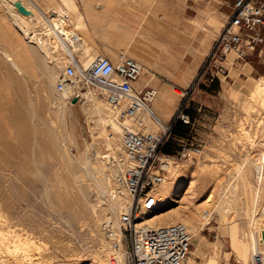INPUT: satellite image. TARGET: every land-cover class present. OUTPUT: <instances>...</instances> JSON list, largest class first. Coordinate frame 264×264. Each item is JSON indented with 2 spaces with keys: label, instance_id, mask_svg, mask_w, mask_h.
<instances>
[{
  "label": "rangeland",
  "instance_id": "1",
  "mask_svg": "<svg viewBox=\"0 0 264 264\" xmlns=\"http://www.w3.org/2000/svg\"><path fill=\"white\" fill-rule=\"evenodd\" d=\"M84 1L85 4L100 6L104 13L109 14L117 8L119 14H124L128 0ZM35 2L46 11L68 10L73 23L81 31L84 45L90 48L87 57L81 58L83 64L91 56L107 55L117 60L121 53H126L142 61L151 73H157L150 74L147 79L153 78L159 95L168 100V106L162 111L173 118L182 108L191 117V122L181 127L184 140L175 141V152L182 145L202 149L200 155L187 158L178 154L175 162L172 160L166 181L159 188L161 199L158 205L161 210L167 206L172 210L170 214L189 212L199 207L198 218L202 223L205 219L200 212L206 211L205 208L212 209L210 222L200 224L199 236H193L189 257L193 256L192 251L196 250L198 243L204 253L194 257L200 264H204L211 255L216 258V264L246 263L233 252L229 231L235 225L247 227L250 215L246 217L233 211L223 218L215 210V203L208 205L205 201L211 196L217 202L222 195L231 197L235 207L240 209L238 211L249 205L256 210V218L264 214V104L253 95L256 83L264 81V68L260 67L259 73L245 72L238 78L224 77L216 69L213 73L208 70L195 89L183 94L192 85L187 80L182 82L187 76L171 80L154 65L163 62V58L170 54L184 60V69L199 65L209 53L208 36L213 31V22L208 27L198 23L192 38L186 36L184 43L172 46L161 40L169 39L168 29H159L161 36L156 42H150L149 37L141 41L139 37L142 38L144 32L141 28L125 27V22L117 19L101 17L98 18L100 27H89L77 0ZM6 9L0 0V125L8 119L15 106L19 107L24 102L29 105L32 99L34 107H40L42 111L39 113L41 117H28L31 124H37L28 146H24L21 137L13 135L15 132L10 126L0 133V264H109L110 243L106 233L111 227L110 221L118 226L120 212L113 213L109 221L93 213L92 206L103 205L110 201L109 198H114L113 169L122 159L119 133L111 147L107 144L106 134L96 129L92 108L94 103L100 102L98 97L88 99L86 96L84 101L76 104L72 101L58 103V94L44 87L39 63L41 51L26 42L25 35L17 29ZM33 9L39 19L35 6ZM27 20L33 24L29 17ZM219 29L217 26L216 32ZM6 53L18 60L16 62L25 71L23 75L16 72L14 64L4 56ZM230 58L234 59L235 55ZM56 68L57 79L61 64L58 63ZM166 82L170 84L167 96L158 86ZM101 102L112 119L111 111L104 101ZM157 114L164 121L162 112ZM111 127L106 123L107 135L112 133ZM111 148L116 159L109 155ZM86 163L89 167L85 168L90 174L83 167ZM257 166H263L261 174ZM118 171L121 173V169ZM242 176L248 177L246 188ZM95 178H105L106 192L97 190ZM235 185L238 186L236 190L233 188ZM179 188L181 190L176 196L167 197L166 190L173 194ZM98 213L101 214L100 209ZM166 217L169 219V215ZM255 236L259 241L261 234L258 229H255Z\"/></svg>",
  "mask_w": 264,
  "mask_h": 264
},
{
  "label": "built area",
  "instance_id": "2",
  "mask_svg": "<svg viewBox=\"0 0 264 264\" xmlns=\"http://www.w3.org/2000/svg\"><path fill=\"white\" fill-rule=\"evenodd\" d=\"M40 18L32 20L31 36L34 41L54 45L53 56L61 64L57 77V90L71 103L90 97L105 102L112 114V121L121 128L119 133L122 153V170L119 188L129 197V203L120 213L118 226L107 230L110 243L109 264H185L193 245V235L184 222L177 221L160 226H150L144 216L152 213L160 202V186L166 181V161L176 155H200L199 146H180L184 138L173 134L178 121L191 122L182 108L165 123L151 108L159 95L154 86H140L143 65L135 58L121 53L117 60L107 55H97L85 66L75 49L83 41L80 29L73 23L68 11H46L36 8ZM264 52V0H236L234 11L218 34L206 63L192 82L195 89L206 71L227 72L224 63L245 60L253 52ZM149 111L146 122L140 114ZM153 127H156L154 129ZM117 133V134H118ZM112 135V133H110ZM170 146L172 153L162 149ZM177 153V154H176ZM175 162V161H174ZM113 189L112 196H116ZM212 214H209L211 220ZM208 221V223L210 222ZM207 223V224H208ZM258 250L246 263L264 264V247L259 238ZM262 247V249L260 248Z\"/></svg>",
  "mask_w": 264,
  "mask_h": 264
},
{
  "label": "bare ground",
  "instance_id": "3",
  "mask_svg": "<svg viewBox=\"0 0 264 264\" xmlns=\"http://www.w3.org/2000/svg\"><path fill=\"white\" fill-rule=\"evenodd\" d=\"M28 1L29 2L27 3L25 0H2V2L5 3V6H7L6 10H8V13L11 16V19L13 20V22L18 27L17 29L20 30L25 35V39H27L26 42L30 46H32L34 48H37V49H39L41 51L42 56L39 57V60H40L39 63L41 65L42 75L44 76V87H48V88H50V91H52V93L58 94L57 98H59V102H58V99H57V102L59 104L67 103L68 102L67 97L64 94L60 93L57 90V87H56V81H57V79H56V74H57L56 65L58 64V62H57L56 58H54V56H53L54 45H51V44H49L47 42H44V41H34V39L31 36L32 25L27 20V17H29L30 19L34 18L35 14H34L33 7L35 6V8H37L38 4H37V2H35V0H28ZM21 6H24L27 9V12L20 11L19 8ZM15 43H17V42H15ZM75 49H76V51L78 52V54H79V56L81 58L82 57H87V55L90 52L89 46L84 45V40L82 42H79L75 46ZM30 53H32V52H30ZM4 56L6 57L7 60L12 62V64H14V66L16 67V70H17L16 72L18 74L23 75L25 73L24 69L16 62L18 60L15 61L11 57V55L8 54V53H6ZM93 59H94V56H91L88 60H86V63L84 65L85 66L89 65L90 62ZM25 61L27 62V60H25ZM20 64L22 65V63H20ZM40 81H41V79H40ZM8 93H9V91H8ZM253 95L255 97H257L261 101V103L263 102V104H264V81L262 83H260V82L258 84L256 83V85H255V87L253 89ZM85 96H87L88 99H90V98L92 99V97H90L88 94H85ZM30 99H32V98H30ZM19 100H20V98H19ZM101 101L102 100H100V102L97 103V104L94 103L93 104L94 108H92L93 109L92 112L95 114V116H93L95 118V126H96V129H99L100 133L106 134L107 144L109 146L113 147V141L116 140V136H117L116 134L118 132H120L121 128H120V126L118 124H116L115 122H112V119L110 118V114H108V112L106 111V109L104 107V104H102ZM10 104H8V105H10ZM154 104H160V108L164 109L165 107L168 106V100H166V98H163L162 95L160 94L156 98ZM6 108L7 107H5V109ZM151 110L154 113L157 114V112H156V110H155V108L153 106H152ZM41 111H42V108L39 107L38 109H36L34 107L33 99L30 100V104L29 105L27 103L25 104V102H24L19 107L15 106L12 109V112H11L10 116L8 117V119L3 120V123L1 122L2 125H0V133H4L5 132V127L6 126H10L13 129V131L15 132V134H13V135H17V136L21 137L24 146H28L29 139L31 138L32 134L36 131L34 125H37V124H31L30 121L28 120V117H30L32 119H34L36 117H41L40 114H39ZM140 116L146 122H148L151 119V115H150L149 111L142 112L140 114ZM157 116H158V114H157ZM39 119H41V118H39ZM43 121L44 120H42V122ZM109 121H110V123H108ZM32 122L35 123L34 121H32ZM106 123L112 125V127H111L112 135L110 133L107 135V133H106V129H107L106 128ZM153 128L156 129V127H153ZM38 129H39V127H38ZM35 140H36V138H35ZM11 148H13V147H11ZM111 149H112V152H110L109 155H110L111 158L116 159L117 156H116L113 148H111ZM97 155H100V154H97ZM87 159H90V158H87ZM88 163H90V162H88ZM166 163H167V168L170 169L172 167V163H173L172 159H168L166 161ZM91 166H92V164H91ZM122 166L123 165H122V159H121V160L118 161L117 166L114 167V169H113L114 170L113 171L114 172V176H113L114 180H111V183L114 182V186H112V187H113V189L114 188L116 189V193H117L116 196L114 198H109L107 196L110 199V201L108 203H105V204L103 203V205L99 204V205H93L92 206V212L93 213H95L98 217L108 218L109 221H110V219L113 218V216H112L113 213H119V212L121 213L126 208L127 204L129 203L128 195L124 192V190L118 189L119 188V177H120V174H121V173H119L118 170L119 169L122 170ZM83 167L85 168V167H89V166H87V163H86V166H83ZM262 167L261 166H257V170H258L259 174L262 173ZM85 169L88 171V168H85ZM88 172H89V174L91 173L90 171H88ZM95 175H94V177H95ZM101 177H103V176H101ZM241 178H242L243 186L246 188L247 184L249 183L248 177L247 176H242ZM95 185H96V188H97L98 191H104V192L107 191L105 178H97ZM81 188L83 189L82 186H81ZM233 188H235V190H236V189H238V186L235 185ZM231 189H232V187H231ZM180 190H181V188H179L175 192H172L173 194H171L168 190H166L165 192L168 193L167 197H170V196H176L177 193ZM110 191H112V190H110ZM165 192H164V194H165ZM237 192H238V190H237ZM63 194H64V192H63ZM231 196H232V194H231ZM256 200L257 199L255 198V201ZM205 202L208 205H211V204L215 203V210L217 211L218 215L223 217V218L226 217L227 214H229V212L233 213V211H234L235 214L237 212L238 213L240 212L241 215L246 216V217L250 215L247 227H240L238 225H235V226L231 227V229L229 231L230 232V236H231V244H232V248H233L232 250H233V252H235L237 254V256H238V258L240 260H242L244 262H248L250 260L251 256L253 255V253L258 250V243L259 242H258V240H257V238L255 236V229H258L260 231V234H261L260 239L262 240V244H263V247H264V222H263L264 221V214H261L260 217L256 218V214H254L256 212V210L252 209L249 205H248V207L243 208L241 211H238L240 209H237L236 208L237 206L235 207L232 198L231 197L230 198L229 197H224L222 195H220V199L217 202H214L213 198L211 196ZM167 203H168V200H167V202H164L165 205ZM251 204H252V202H251ZM97 207H99V208H97ZM99 209L101 211V214L98 213ZM203 210L200 212L201 213V217L203 216L204 219H205V222L203 221V223L200 222V220L198 218V213L200 211L199 207L194 208L193 210H191L189 212L178 211L176 214L174 213L175 214L174 215L173 213L170 214L172 210H169L167 208V206H166V208H163L161 210L160 206L158 205L152 213H150L148 215H145L144 218H145V221L150 224V226H160V225L170 224L172 222H177V221L184 222L189 227L192 235L198 237L200 229H201L200 224L202 225V224L208 223V221L210 220V217H208V215L211 214V210L212 209L210 210V209H206L205 208L206 211H203ZM109 214H110V216H109ZM166 215H169V219L171 218V220H169L166 217ZM240 217H242V216H240ZM231 218H232V216H231ZM116 222H117V220H116ZM110 225H111V227L116 228V223L115 222L110 221ZM15 235H14V238H16ZM0 237H2V236H0ZM196 245H197L196 246V250L192 251L193 256L188 257L187 261L185 262V264H200L198 261H196L194 256H196L197 254H202L204 252H203L200 244L197 243ZM25 253H26V251H25ZM105 260H107V259L105 258ZM31 261H32V259H31ZM31 261H29V263ZM25 262H27V261H25ZM122 264H125V262L123 261ZM204 264H216V258L213 255H211L210 257L205 259Z\"/></svg>",
  "mask_w": 264,
  "mask_h": 264
},
{
  "label": "crops",
  "instance_id": "4",
  "mask_svg": "<svg viewBox=\"0 0 264 264\" xmlns=\"http://www.w3.org/2000/svg\"><path fill=\"white\" fill-rule=\"evenodd\" d=\"M77 1L84 21L89 27H100L101 24L98 23V18L101 17L110 20L117 19L124 21L125 27L131 29L141 28L144 32L141 35L142 38L139 37V39L142 41L144 37H149L150 42L158 41L159 36H161L158 33L159 29H168L169 39L161 40L167 41L172 46L184 43L186 36L192 38L191 34H196L198 23L208 27L210 22H213L214 25L211 26L213 31L208 36L210 37L209 53L218 34L233 13L236 3V0H128L123 11L124 14H119L117 8L111 11L112 14H110L111 12L108 14L104 13L100 6L85 4L84 0ZM60 6L64 8L61 3ZM64 10L68 11L67 9ZM216 23L220 28L218 32H216ZM163 37L164 35H162ZM192 42H195L194 39ZM175 48L180 51L178 46H175ZM209 53L199 65L195 64L188 69L183 68L184 60L180 56L173 54L164 57L163 62L161 61L162 63L156 62L154 66L158 67L162 74L168 76L171 80H177L178 76H187L188 78L182 79V82L190 81L192 83L202 66L206 63ZM229 60V62L224 63L228 68L227 72H222L224 77L238 78L244 76L245 72L259 73L258 69L260 67L264 68V52H253L245 60H233L229 56ZM140 62L143 64L145 71L139 78V85L142 87L156 85L153 78H147L150 74L156 75L157 73H151L148 67L142 61ZM169 85V82L158 84L160 91L165 96L168 95ZM152 106L157 112H162L165 122L171 119L172 115L163 112L160 104L153 103Z\"/></svg>",
  "mask_w": 264,
  "mask_h": 264
},
{
  "label": "trees",
  "instance_id": "5",
  "mask_svg": "<svg viewBox=\"0 0 264 264\" xmlns=\"http://www.w3.org/2000/svg\"><path fill=\"white\" fill-rule=\"evenodd\" d=\"M186 126H187V124H184L182 121H180V122L178 121L175 124V126H174L173 134L178 135V136H184L183 133H182V131H181V127H186ZM162 151L164 153H172L173 152L170 146L164 147L162 149Z\"/></svg>",
  "mask_w": 264,
  "mask_h": 264
},
{
  "label": "water",
  "instance_id": "6",
  "mask_svg": "<svg viewBox=\"0 0 264 264\" xmlns=\"http://www.w3.org/2000/svg\"><path fill=\"white\" fill-rule=\"evenodd\" d=\"M19 9H20V11H22V12H27V9H26L24 6H21ZM72 103H73V104L78 103V99H77V98H74V99L72 100Z\"/></svg>",
  "mask_w": 264,
  "mask_h": 264
}]
</instances>
